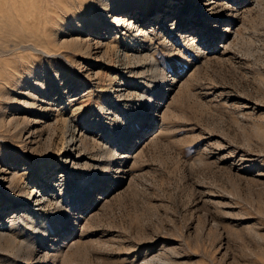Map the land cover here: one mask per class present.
<instances>
[{
	"label": "rangeland",
	"instance_id": "1",
	"mask_svg": "<svg viewBox=\"0 0 264 264\" xmlns=\"http://www.w3.org/2000/svg\"><path fill=\"white\" fill-rule=\"evenodd\" d=\"M0 216V264H264V0H0Z\"/></svg>",
	"mask_w": 264,
	"mask_h": 264
},
{
	"label": "bare ground",
	"instance_id": "2",
	"mask_svg": "<svg viewBox=\"0 0 264 264\" xmlns=\"http://www.w3.org/2000/svg\"><path fill=\"white\" fill-rule=\"evenodd\" d=\"M164 9L165 10H163L161 7L159 8V10H158V12L161 14L160 15V17H163L164 15V18L166 19V18H168V16L167 15H169L170 14V12L168 11V6H165L164 7ZM169 9H170V7H169ZM164 12V13H163ZM155 66H156V68H158V66H157V63H153ZM153 65V66H154ZM69 122V124H67L68 125V131H69V133H71V134H69V136L71 135V137H70V139H69V141H68V143L69 144H71V145H74L75 144V142L77 141L76 140V138L73 136V132H74V130L72 131V128H71V120H69L68 121ZM141 136H142V134L140 133V135L138 136V138L140 139L141 138ZM142 139V138H141ZM140 139V140H141ZM131 151V150H130ZM37 196V195H36ZM35 196V197H36ZM32 197V196H31ZM29 200H31V199H29ZM30 203H31V201H28V202H24V203H21L20 204V207H24V206H28V205H30ZM30 207V206H29ZM28 208V207H27ZM0 222H2V216H0ZM4 225V224H3ZM69 243V242H68Z\"/></svg>",
	"mask_w": 264,
	"mask_h": 264
}]
</instances>
